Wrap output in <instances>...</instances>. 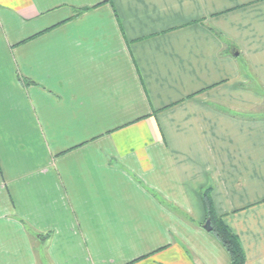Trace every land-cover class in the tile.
Listing matches in <instances>:
<instances>
[{"label":"crops","instance_id":"obj_1","mask_svg":"<svg viewBox=\"0 0 264 264\" xmlns=\"http://www.w3.org/2000/svg\"><path fill=\"white\" fill-rule=\"evenodd\" d=\"M207 187L264 264V0H0V264H230Z\"/></svg>","mask_w":264,"mask_h":264},{"label":"trees","instance_id":"obj_2","mask_svg":"<svg viewBox=\"0 0 264 264\" xmlns=\"http://www.w3.org/2000/svg\"><path fill=\"white\" fill-rule=\"evenodd\" d=\"M200 197L205 211V221L209 220L211 233L229 254L230 264H245V254L238 236L215 212L210 196V187L205 188L201 192ZM45 238L46 237H43V239Z\"/></svg>","mask_w":264,"mask_h":264},{"label":"water","instance_id":"obj_3","mask_svg":"<svg viewBox=\"0 0 264 264\" xmlns=\"http://www.w3.org/2000/svg\"><path fill=\"white\" fill-rule=\"evenodd\" d=\"M203 228H204L206 231H211V225H210L209 220H206V221H205V223L203 224Z\"/></svg>","mask_w":264,"mask_h":264},{"label":"rangeland","instance_id":"obj_4","mask_svg":"<svg viewBox=\"0 0 264 264\" xmlns=\"http://www.w3.org/2000/svg\"><path fill=\"white\" fill-rule=\"evenodd\" d=\"M31 237H32V236H30V238H31ZM34 237H35V236H34ZM43 237H44V236H43ZM31 239H32V238H31ZM36 239H37V238H36ZM36 239H34L35 241L33 240V242H34V244H35V245H34V246H35V250H37ZM41 261H42V259L39 260V263H37V264H43Z\"/></svg>","mask_w":264,"mask_h":264}]
</instances>
